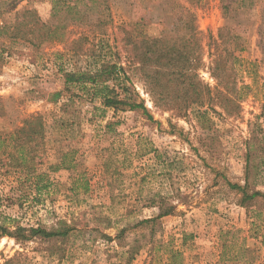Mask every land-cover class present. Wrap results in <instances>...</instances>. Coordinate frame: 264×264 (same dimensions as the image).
<instances>
[{
  "label": "rangeland",
  "instance_id": "1",
  "mask_svg": "<svg viewBox=\"0 0 264 264\" xmlns=\"http://www.w3.org/2000/svg\"><path fill=\"white\" fill-rule=\"evenodd\" d=\"M54 2L24 0L18 7L34 8L59 27L42 48L0 36V98L7 110L0 137L10 150L22 121L43 115L47 136L38 173L48 177L39 193L24 171L0 170V225L14 230L64 223L76 231L50 241L3 237L0 264H264V196L245 199V192L264 195V0H246L255 2L247 15L229 20L220 0H68L53 11ZM183 9L195 17V38H189L192 48L200 45L195 73L212 91V103L203 107H188L193 93L185 91L175 107L156 103L143 72L126 60L131 38L185 36ZM13 18L6 13L0 26ZM224 26L241 34L245 49L236 51L234 69L224 70L221 83L213 72L223 59L218 33ZM81 36L94 59L66 50V42ZM114 54L153 121L139 112L104 109L79 85L66 84L64 72L100 67ZM231 77L238 99L236 87L225 90ZM57 93L62 97L55 103ZM60 119L61 127L55 125ZM109 122L119 123L115 131L105 132ZM67 153L71 168L54 171ZM161 198L173 213L133 228L159 216V206H144ZM132 248L133 259L127 255Z\"/></svg>",
  "mask_w": 264,
  "mask_h": 264
},
{
  "label": "trees",
  "instance_id": "2",
  "mask_svg": "<svg viewBox=\"0 0 264 264\" xmlns=\"http://www.w3.org/2000/svg\"><path fill=\"white\" fill-rule=\"evenodd\" d=\"M23 1L0 0V19L6 13H14V18L10 23L0 26V36L5 35L11 42L26 43L38 50L55 37L59 27L50 22L43 21L34 8L18 10L19 5ZM187 1L192 4L195 2V0ZM220 2L223 16L228 20L236 17L239 19L244 18L247 12L255 5V2H252L249 6L246 0H220ZM67 4L68 0H55L53 11L65 7ZM181 20L184 24L183 29L187 33L185 36L176 40L142 37L133 41L131 38V42H125L127 49L125 51L126 60L131 69L143 72L147 90L156 103L175 107L177 106V101L180 99V93L185 91L186 94L189 92L193 93L192 96L186 98V102H190L188 107H203L206 104L212 103V91L195 73V70L201 67L200 45L196 42L192 48L189 39L195 38L193 34L195 33V17L188 10L183 9ZM89 26L91 25L89 24ZM62 27L65 29L64 24ZM218 37L224 45L223 59L216 62L213 76L217 81H222L224 70L228 68L232 71L234 69L236 51L244 50L245 46L240 42L243 39L241 34L230 26L222 27L219 30ZM85 39L87 37L81 36L78 39L66 42V50L76 57L85 56L87 59H94L96 56L94 50H83L82 42ZM79 53L84 55H80ZM3 55L4 51L0 54V57L2 58ZM192 57L194 63L192 62ZM102 63L100 67L96 68L89 66V68L87 67L76 72H64L66 84L79 85L91 103L99 102L104 109H112L117 112L125 110L139 112L148 120L153 121V117L145 106V103L138 101L133 91L134 81L132 77L128 76L124 65H122V58L114 54L112 57H109V60L104 59ZM232 77V82L226 84L225 90L229 93L227 89L230 85L236 87L235 91L237 92L236 97L238 99V86ZM217 96L219 98L224 96L223 98L227 101V94H224L222 91H217ZM61 97L62 94L57 93L54 94L52 100L58 103ZM237 99L228 98V101L234 102ZM6 114L7 110L4 101L0 98V118ZM55 125L61 127L64 125V122H61V119L56 120ZM116 125H119V123H107L104 126L105 132L115 131ZM46 136L47 124L43 115L33 114L25 118L21 125L16 128L10 150H7V147H5L6 142L0 137V170L11 174L19 170L24 171L26 178L32 182L34 181L35 188L39 193L44 187L43 185L48 184L47 175L38 173V167L44 163ZM68 154L63 156L60 165L54 171L71 168V166L66 165ZM232 187L245 192V188L241 186L233 185ZM259 196L264 195L259 191L253 193L251 196L245 192V199H253ZM145 201L144 207L159 206L161 212L157 218L141 220L133 228L154 224L156 219L171 215L175 209L173 206H168L164 198L160 200L148 199ZM126 230L127 228L122 229L121 235ZM75 231L76 228L73 225H66L64 223L52 226L51 228L43 226L24 228L17 226L14 230H11L9 226L0 225V239L7 236L16 239L17 242H28L35 238L50 241L53 239H66ZM104 237L108 241L113 240L111 236ZM136 251L137 249L132 248L131 251L127 252V255L133 259ZM12 261L9 260L6 264H10Z\"/></svg>",
  "mask_w": 264,
  "mask_h": 264
},
{
  "label": "built area",
  "instance_id": "3",
  "mask_svg": "<svg viewBox=\"0 0 264 264\" xmlns=\"http://www.w3.org/2000/svg\"><path fill=\"white\" fill-rule=\"evenodd\" d=\"M262 124L264 125V118L261 120Z\"/></svg>",
  "mask_w": 264,
  "mask_h": 264
}]
</instances>
